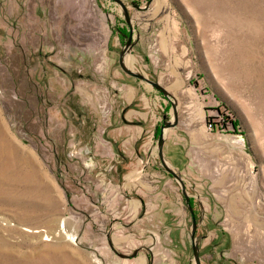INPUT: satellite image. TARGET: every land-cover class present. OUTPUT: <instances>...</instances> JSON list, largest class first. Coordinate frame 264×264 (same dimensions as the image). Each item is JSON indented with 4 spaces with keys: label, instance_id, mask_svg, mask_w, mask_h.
I'll return each mask as SVG.
<instances>
[{
    "label": "rangeland",
    "instance_id": "1",
    "mask_svg": "<svg viewBox=\"0 0 264 264\" xmlns=\"http://www.w3.org/2000/svg\"><path fill=\"white\" fill-rule=\"evenodd\" d=\"M122 1L0 0V264H196L194 219L202 264H264V0ZM127 80L166 102L144 180L100 148Z\"/></svg>",
    "mask_w": 264,
    "mask_h": 264
},
{
    "label": "crops",
    "instance_id": "2",
    "mask_svg": "<svg viewBox=\"0 0 264 264\" xmlns=\"http://www.w3.org/2000/svg\"><path fill=\"white\" fill-rule=\"evenodd\" d=\"M173 90L178 98V88L173 87ZM156 100L157 102L139 96L137 83L133 84L127 80L116 84L113 108L109 109L105 119L106 124L101 131V139L104 143L100 148L105 151L111 149L108 150L107 156L112 158L113 154L115 163L127 170L123 174L124 178L122 176L124 180H135L141 177L139 173L143 175V180L154 175L148 171L150 165L155 163L154 138L157 126L153 123V116L157 113L155 107H162V104L166 103L159 97H156ZM106 144L109 145L108 148ZM139 160L146 161L141 172ZM139 199L143 209L140 217L143 220L145 214L151 211L150 204L147 201L143 202L142 197Z\"/></svg>",
    "mask_w": 264,
    "mask_h": 264
},
{
    "label": "water",
    "instance_id": "3",
    "mask_svg": "<svg viewBox=\"0 0 264 264\" xmlns=\"http://www.w3.org/2000/svg\"><path fill=\"white\" fill-rule=\"evenodd\" d=\"M112 1L118 3L123 8V10L125 12L126 20H127L128 24L131 25L130 16H129V13H128V8L125 5V3L122 0H112ZM133 47H134V35H133V29L131 28L130 34L128 36V40H127V42L125 44L124 49L121 52L120 66L123 69V71L125 73H127L128 75L132 76V77H135V78H137L139 80H142V81L150 84L153 88L161 91L165 96H169V93L166 91V89L162 85H160L158 82H155V81L149 79L148 77H146L143 74H140V73H137V72L133 71L132 69H130L126 65V62H125L124 58H125L126 54L132 52ZM177 123H178V116L176 114L174 123L165 122L164 126H162V131H161L159 139H158V154H159V157H160V160H161V163H162L164 169L170 175H172L176 180L179 181V183L182 186V192H183V194L186 197V201L189 202V197H188L187 192H186V184H185V182L183 181L182 177L176 171H174L172 168H170V166L166 162L165 156H164V143H165V130L164 129L166 127L169 128V127L176 126ZM191 211H192V209H191ZM197 227H198V224L196 222V219H194L193 220V229H192V234H191L194 259H195L196 264H202V259H201V256H200V247L198 246L197 237H196ZM111 247H112V249L115 252H117L113 245H111ZM118 254L121 257L128 258V259L135 257L134 254L133 255H124V254H121V253H118Z\"/></svg>",
    "mask_w": 264,
    "mask_h": 264
},
{
    "label": "built area",
    "instance_id": "4",
    "mask_svg": "<svg viewBox=\"0 0 264 264\" xmlns=\"http://www.w3.org/2000/svg\"><path fill=\"white\" fill-rule=\"evenodd\" d=\"M208 127H209L210 129L214 128V124H213V122L210 121V122L208 123Z\"/></svg>",
    "mask_w": 264,
    "mask_h": 264
},
{
    "label": "bare ground",
    "instance_id": "5",
    "mask_svg": "<svg viewBox=\"0 0 264 264\" xmlns=\"http://www.w3.org/2000/svg\"><path fill=\"white\" fill-rule=\"evenodd\" d=\"M11 152V151H10Z\"/></svg>",
    "mask_w": 264,
    "mask_h": 264
}]
</instances>
